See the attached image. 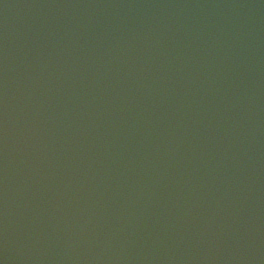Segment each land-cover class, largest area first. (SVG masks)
Masks as SVG:
<instances>
[{"label":"water","instance_id":"1","mask_svg":"<svg viewBox=\"0 0 264 264\" xmlns=\"http://www.w3.org/2000/svg\"><path fill=\"white\" fill-rule=\"evenodd\" d=\"M0 264H264V0H0Z\"/></svg>","mask_w":264,"mask_h":264}]
</instances>
